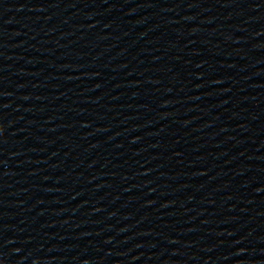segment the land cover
<instances>
[{"label": "water", "instance_id": "95a60500", "mask_svg": "<svg viewBox=\"0 0 264 264\" xmlns=\"http://www.w3.org/2000/svg\"><path fill=\"white\" fill-rule=\"evenodd\" d=\"M0 264H264V0H0Z\"/></svg>", "mask_w": 264, "mask_h": 264}]
</instances>
